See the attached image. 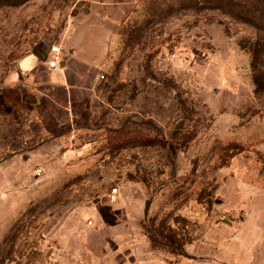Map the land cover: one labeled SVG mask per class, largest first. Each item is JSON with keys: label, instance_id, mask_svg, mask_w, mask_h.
Here are the masks:
<instances>
[{"label": "rangeland", "instance_id": "1", "mask_svg": "<svg viewBox=\"0 0 264 264\" xmlns=\"http://www.w3.org/2000/svg\"><path fill=\"white\" fill-rule=\"evenodd\" d=\"M80 26L109 48L68 108L19 62ZM143 253L264 264V0L1 4L0 264Z\"/></svg>", "mask_w": 264, "mask_h": 264}, {"label": "crops", "instance_id": "2", "mask_svg": "<svg viewBox=\"0 0 264 264\" xmlns=\"http://www.w3.org/2000/svg\"><path fill=\"white\" fill-rule=\"evenodd\" d=\"M109 35V31L102 28L69 27L68 31L59 34L57 39L62 55L59 67H50L48 59L45 60L44 58L47 51L49 52L50 46L47 49L37 48L27 52L20 59L19 67L21 72H19V76L24 72L30 73L40 65L43 66L54 78L55 84L65 90L66 106L70 108L75 90H80L83 93L91 91V88L85 86L83 81V70L85 68H96L103 62V58L109 48ZM72 69H77L79 76H72ZM142 259L143 263L141 264H162L158 261L161 258L155 254L143 253ZM248 262L249 260L247 259V264H249Z\"/></svg>", "mask_w": 264, "mask_h": 264}, {"label": "built area", "instance_id": "3", "mask_svg": "<svg viewBox=\"0 0 264 264\" xmlns=\"http://www.w3.org/2000/svg\"><path fill=\"white\" fill-rule=\"evenodd\" d=\"M62 60V55H61V47L59 44H53L50 47V51H49V56H48V64L50 67H59L60 63ZM100 78H104L105 74L101 73ZM118 190L117 186H114L112 188V197L115 198V194Z\"/></svg>", "mask_w": 264, "mask_h": 264}, {"label": "trees", "instance_id": "4", "mask_svg": "<svg viewBox=\"0 0 264 264\" xmlns=\"http://www.w3.org/2000/svg\"><path fill=\"white\" fill-rule=\"evenodd\" d=\"M25 0H0V5L5 3L23 2Z\"/></svg>", "mask_w": 264, "mask_h": 264}]
</instances>
